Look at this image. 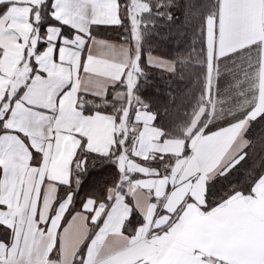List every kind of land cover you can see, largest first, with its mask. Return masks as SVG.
<instances>
[{
    "label": "snow or ice",
    "instance_id": "obj_1",
    "mask_svg": "<svg viewBox=\"0 0 264 264\" xmlns=\"http://www.w3.org/2000/svg\"><path fill=\"white\" fill-rule=\"evenodd\" d=\"M161 24L200 47L145 59ZM257 145L264 0H0V264H264Z\"/></svg>",
    "mask_w": 264,
    "mask_h": 264
},
{
    "label": "trees",
    "instance_id": "obj_2",
    "mask_svg": "<svg viewBox=\"0 0 264 264\" xmlns=\"http://www.w3.org/2000/svg\"><path fill=\"white\" fill-rule=\"evenodd\" d=\"M177 14L179 15V13ZM160 31L162 37L154 38L150 44L145 46L144 56L147 53H152L176 59L177 57L186 56L192 47L195 46L197 49L200 47L198 37H194L190 31L181 30L180 25H175L169 29L168 26L161 24ZM102 33L108 37L120 39L117 32L109 31ZM148 71L153 77L152 83L154 85L148 91L154 92L162 103L164 102V97L171 92L172 95L176 96L178 104L183 101L180 112L183 113L185 110H189L187 107L189 106L188 103L191 99V93L196 88L194 78L192 80L185 79L184 81H177L168 72L161 69L152 68L148 69ZM173 119H175V113L173 114ZM259 133V128L254 129L256 136ZM262 158H264V150L257 145L255 151L252 153V158L249 160L248 169L242 170L244 175L240 179L241 185L245 183V178L249 171L252 169L259 170ZM103 179L108 180L110 177L106 174ZM102 187L103 181L99 185L85 186L79 195L82 199L86 195H99L100 188Z\"/></svg>",
    "mask_w": 264,
    "mask_h": 264
},
{
    "label": "crops",
    "instance_id": "obj_3",
    "mask_svg": "<svg viewBox=\"0 0 264 264\" xmlns=\"http://www.w3.org/2000/svg\"><path fill=\"white\" fill-rule=\"evenodd\" d=\"M100 35H101L102 38H104V39H106V40H109V41L114 42V43H119V40H120V39H116V38L108 37V36L104 35L103 33H101ZM149 54H151L152 56L160 57V58H162V59H164V60H166V61H167V60H174L173 58H170V57H164V56H162V55H157V54H152V53H147V54L145 55V59H147V57L149 56ZM157 69H160V68H157ZM161 70L167 72V71L164 70V69H161ZM68 220H71V217H68ZM64 226H67L66 223L64 224Z\"/></svg>",
    "mask_w": 264,
    "mask_h": 264
}]
</instances>
